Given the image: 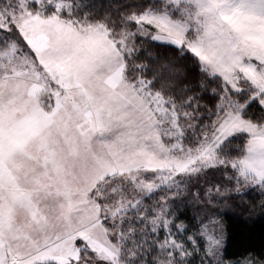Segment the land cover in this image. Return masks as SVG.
I'll return each instance as SVG.
<instances>
[{"label":"snow or ice","instance_id":"obj_1","mask_svg":"<svg viewBox=\"0 0 264 264\" xmlns=\"http://www.w3.org/2000/svg\"><path fill=\"white\" fill-rule=\"evenodd\" d=\"M261 221L264 0H0V264H264Z\"/></svg>","mask_w":264,"mask_h":264},{"label":"trees","instance_id":"obj_2","mask_svg":"<svg viewBox=\"0 0 264 264\" xmlns=\"http://www.w3.org/2000/svg\"><path fill=\"white\" fill-rule=\"evenodd\" d=\"M232 224L233 232H234V247L230 249V251H240L239 243L244 238V234L248 231L243 224H240L235 219H232L230 221ZM262 224H264V221H261L260 223H257L253 229V232L256 234V236H259L260 229Z\"/></svg>","mask_w":264,"mask_h":264}]
</instances>
